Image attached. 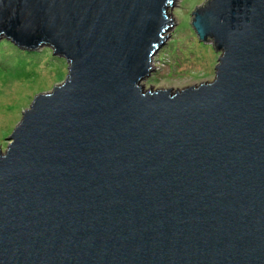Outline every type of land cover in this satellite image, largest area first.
Segmentation results:
<instances>
[{
	"label": "water",
	"instance_id": "obj_1",
	"mask_svg": "<svg viewBox=\"0 0 264 264\" xmlns=\"http://www.w3.org/2000/svg\"><path fill=\"white\" fill-rule=\"evenodd\" d=\"M175 1L0 0L69 71L0 151V264H264V0L196 5L214 80L145 90Z\"/></svg>",
	"mask_w": 264,
	"mask_h": 264
},
{
	"label": "rangeland",
	"instance_id": "obj_2",
	"mask_svg": "<svg viewBox=\"0 0 264 264\" xmlns=\"http://www.w3.org/2000/svg\"><path fill=\"white\" fill-rule=\"evenodd\" d=\"M206 0H176L168 15L176 21L170 34L152 60V72L142 82L145 90H183L212 82L221 56L212 44L203 43L191 25L195 6ZM65 59L53 55L48 46L38 50L21 49L11 41L0 40V151L5 154L10 136L21 122L23 112L34 98L52 92L68 75ZM9 138V139H5Z\"/></svg>",
	"mask_w": 264,
	"mask_h": 264
}]
</instances>
